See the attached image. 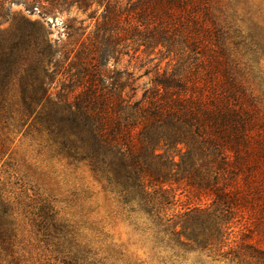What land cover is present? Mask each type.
Wrapping results in <instances>:
<instances>
[{
    "label": "trees",
    "instance_id": "16d2710c",
    "mask_svg": "<svg viewBox=\"0 0 264 264\" xmlns=\"http://www.w3.org/2000/svg\"><path fill=\"white\" fill-rule=\"evenodd\" d=\"M64 15L67 40L53 42L45 22ZM153 54L151 86L136 99L138 77L117 64ZM21 135L47 160L88 168L160 264L191 252L264 264V8L255 0H0V163ZM25 199L0 180V264H24L31 235L43 243L41 264H137L99 258L54 198Z\"/></svg>",
    "mask_w": 264,
    "mask_h": 264
},
{
    "label": "rangeland",
    "instance_id": "374dc122",
    "mask_svg": "<svg viewBox=\"0 0 264 264\" xmlns=\"http://www.w3.org/2000/svg\"><path fill=\"white\" fill-rule=\"evenodd\" d=\"M258 6L264 8V0H255ZM13 11L28 17L30 20L40 18L39 12L30 15L24 6H14ZM68 16L49 18L45 27L51 32L50 39L53 42L62 43L67 40L66 29L62 25ZM71 18L86 20L87 15L73 9ZM91 25L85 21V26ZM10 23L3 25L8 28ZM93 28L91 25L89 31ZM155 54L133 58L123 57L117 64L118 69H129L138 77L136 86V99H140L145 89L151 86L153 73L146 71L156 64ZM59 84L55 83L52 92L55 93ZM11 155L6 156L0 163V180L10 183L12 191L16 195L25 197V201L36 198H54L55 207L66 219H71L81 225V232L85 242L98 254L99 258L114 255L117 259H130L137 264H160L151 254L150 243L142 236L135 221L129 222L120 215V209L109 201L101 192L100 186L95 182L90 171L85 166L79 168L68 166L66 162L47 160L43 156L40 145L33 143L29 137L19 136L12 145ZM7 162L8 173L2 164ZM83 199H86L84 202ZM181 202L186 198L179 196ZM206 200V199H205ZM203 201L206 204L208 201ZM180 208V207H179ZM43 240V239H41ZM24 248V264L43 263V243L29 238L21 244ZM183 253V252H182ZM153 256V257H152ZM230 254L220 253H185L179 264H228ZM123 264V263H121ZM166 264H178L168 262Z\"/></svg>",
    "mask_w": 264,
    "mask_h": 264
}]
</instances>
